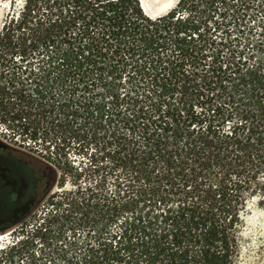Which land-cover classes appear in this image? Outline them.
I'll return each mask as SVG.
<instances>
[{"label":"trees","instance_id":"trees-1","mask_svg":"<svg viewBox=\"0 0 264 264\" xmlns=\"http://www.w3.org/2000/svg\"><path fill=\"white\" fill-rule=\"evenodd\" d=\"M9 24L24 133L94 142L110 176L54 194L35 261L19 238L0 264H235L264 206V0H26Z\"/></svg>","mask_w":264,"mask_h":264},{"label":"rangeland","instance_id":"rangeland-1","mask_svg":"<svg viewBox=\"0 0 264 264\" xmlns=\"http://www.w3.org/2000/svg\"><path fill=\"white\" fill-rule=\"evenodd\" d=\"M178 1L145 0V3L147 11L156 16L168 11ZM25 2L26 0H0V138L6 145L19 152L20 157L33 168L38 179L36 202L29 214L16 223L0 227V247L13 240L22 239L18 244L21 254L15 256V261H35L31 256L33 248L45 246L43 238L46 239L50 233L47 232L45 235L42 231H35L36 225L40 223L45 225L44 222L48 220V225L51 224L53 228L60 225V215L63 214L65 205L51 203L57 199L53 200L54 194H62L65 189L77 190L80 186L95 185L101 176H110L106 174L108 168L91 165L89 162L90 153L86 152L93 149L91 147L95 146L94 142L90 144V149L81 148L74 140L76 135L70 142L68 139L60 143V139L56 138L54 133L50 141L35 144L29 134L24 133L21 123L29 121V118L27 115H24L27 118L21 117L22 102L19 96L20 93L24 95L29 90L20 85L24 87L21 89L18 83L21 68L18 67L20 61L15 46L17 35L14 37L12 34L13 40L6 42L7 45L4 44L5 40L1 39L2 34L7 31L3 29L4 24L10 25L11 19L16 21L20 18ZM161 7H165V10H160ZM88 142L86 140L84 144L88 145ZM106 185L112 187L111 178H108ZM2 254L4 253L0 252V259L6 261V255ZM235 264H264V206L252 204L245 213L240 235V250Z\"/></svg>","mask_w":264,"mask_h":264},{"label":"flooded vegetation","instance_id":"flooded-vegetation-1","mask_svg":"<svg viewBox=\"0 0 264 264\" xmlns=\"http://www.w3.org/2000/svg\"><path fill=\"white\" fill-rule=\"evenodd\" d=\"M38 179L19 152L0 138V227L9 224L29 203V214L36 202Z\"/></svg>","mask_w":264,"mask_h":264},{"label":"water","instance_id":"water-1","mask_svg":"<svg viewBox=\"0 0 264 264\" xmlns=\"http://www.w3.org/2000/svg\"><path fill=\"white\" fill-rule=\"evenodd\" d=\"M27 206H29V203H26L22 208H21V212L19 215H16L13 219H11V222L9 224L12 223H16L19 220H21L23 217L26 216L27 212H28V208ZM2 227H5V225H3Z\"/></svg>","mask_w":264,"mask_h":264},{"label":"bare ground","instance_id":"bare-ground-1","mask_svg":"<svg viewBox=\"0 0 264 264\" xmlns=\"http://www.w3.org/2000/svg\"><path fill=\"white\" fill-rule=\"evenodd\" d=\"M142 1V4H143V7H144V9L146 10V12L148 13V14H150L148 11H147V6H146V3H145V0H141ZM167 5H165V7H166ZM165 7H161V9L160 10H162V9H164ZM165 10V9H164ZM163 10V11H164ZM167 11V10H166ZM165 11V12H166ZM164 13V12H163ZM160 14V13H159ZM162 14V13H161ZM150 15H152V14H150Z\"/></svg>","mask_w":264,"mask_h":264}]
</instances>
